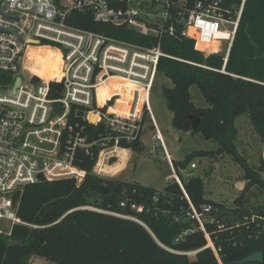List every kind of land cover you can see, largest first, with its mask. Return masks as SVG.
<instances>
[{"label":"built area","instance_id":"built-area-1","mask_svg":"<svg viewBox=\"0 0 264 264\" xmlns=\"http://www.w3.org/2000/svg\"><path fill=\"white\" fill-rule=\"evenodd\" d=\"M245 1L227 6L225 0H68L66 4L62 0L59 4L55 0H5L0 27L14 32H0V71L12 78L7 83L0 80V86L7 91L0 92V236L10 237L15 225L24 223L19 216L18 193L26 185L40 182V175L49 181L71 178L80 184L88 173L80 166L87 156L94 160L91 173L103 178L116 177L138 150L135 145L141 140L148 116L173 167L150 105L159 62L166 56L160 43L143 47L76 28L67 23L71 11L88 12L97 22L126 26L159 38L165 32L173 35L181 28L182 35L194 39L196 49L206 56L221 52L220 39H225L228 56ZM31 46L58 49L61 74L43 78L35 73L28 64ZM25 69L30 70L28 83L20 74ZM18 76L22 82L13 93ZM34 76L40 78L38 83L33 82ZM53 81L63 84L58 98L50 96ZM59 104L62 110L57 113L54 109ZM74 106L83 108L82 121L71 120ZM188 167L187 176H194L197 162H190ZM173 171L189 203L188 209L173 214L174 220L192 221L175 241L200 230L206 244L200 249L180 251L156 239L163 248L191 259L208 248L219 264H225L223 247L216 242L219 233H229L236 247L264 242L263 215L254 212L223 220L219 209L211 203L198 209L174 168ZM161 193L162 190L155 193L154 203ZM127 205L136 211L145 209L129 199L121 202V206ZM80 208L133 219L149 229L132 215L92 205ZM208 224L215 226L213 232Z\"/></svg>","mask_w":264,"mask_h":264},{"label":"trees","instance_id":"trees-1","mask_svg":"<svg viewBox=\"0 0 264 264\" xmlns=\"http://www.w3.org/2000/svg\"><path fill=\"white\" fill-rule=\"evenodd\" d=\"M55 2L59 4L60 0ZM225 2L227 6L240 5L242 0ZM67 23L143 47L160 43L166 56L161 57L158 71L173 83V86L163 88L167 107L173 113V126L218 142L217 149L195 150L183 161L173 160L193 204L201 209L203 204L211 203L219 209L218 214L223 220L242 218L254 212L264 216V158L257 168L249 163L238 148L236 124L237 118L246 114L255 133L264 140V0L245 1L228 56L226 52L206 56L196 49L194 39L182 35L181 28L173 35L165 32L159 38L126 26L97 22L91 13L77 10L69 13ZM35 73L42 77L40 71ZM0 80L7 83L12 78L0 71ZM39 81V77H33V82ZM194 84L209 106L195 104L191 93ZM62 90L63 84L53 81L51 98H58ZM83 113V108L74 106L71 120L82 121ZM190 115L200 119L196 128ZM140 145L141 140L135 149ZM224 154L230 155L241 166L247 180L234 200L236 206L233 208L207 198L201 176L185 178L179 170L197 157L215 158ZM93 164V159L84 157L80 166L88 173L80 184L71 178L45 180L28 184L19 191V216L24 223L15 225L10 237L0 236V264H31L35 256L52 264H219L211 249L200 250L196 258L191 259L170 252L158 243L157 240L180 251L200 249L206 244L200 230L175 241L192 224V221L174 220L175 212L189 207L184 191L175 179L167 183L154 203L153 196L158 191L154 187L99 177L91 173ZM253 187L260 188L263 198L258 205L249 207L248 193ZM91 194L99 195L100 203L93 204ZM128 199L144 205L145 209L136 211L129 205L121 206V202ZM87 205L135 216L151 231L133 219L80 208ZM208 229L213 232L215 226L208 224ZM216 242L223 247L225 264H236L247 254L264 251V242L254 241L245 247H236L226 232L219 233Z\"/></svg>","mask_w":264,"mask_h":264},{"label":"rangeland","instance_id":"rangeland-1","mask_svg":"<svg viewBox=\"0 0 264 264\" xmlns=\"http://www.w3.org/2000/svg\"><path fill=\"white\" fill-rule=\"evenodd\" d=\"M62 3L66 4L68 0H62ZM226 42L225 39H220V45L223 47L222 53L226 51ZM28 64L34 72L41 70L45 78L61 74V54L58 49L51 46H31L28 51ZM20 74L24 82L28 83L30 70L25 69ZM165 86H173L172 80L158 72L150 96V105L157 127L162 133L165 146L172 159L176 162L183 161L187 155L195 150L217 149V141L205 139L200 133L179 130L173 126V113L167 107L163 92ZM191 88L195 104L202 107L209 106L198 86L194 84ZM0 92L6 93L7 91L0 86ZM236 124L239 129L238 148L247 157L249 163L257 168L261 159L264 158V140L255 133L246 114L241 115ZM153 125L151 118L146 117L141 133L143 149L135 150L127 167L113 179L129 183L137 182L154 187L157 190H162L167 185L166 177L172 173V168L155 137L156 130ZM192 161L197 162V168L194 169L195 175L204 179L206 197L221 202L228 208L235 207L234 200L241 194L247 183L241 166L228 154L215 158L202 156ZM188 168V165L186 168H179L180 173L185 178L187 177ZM262 175L264 177V172ZM262 198L263 194L260 188L253 187L248 193L249 201L247 205L254 207L262 201ZM90 201L93 204H98L101 198L97 194H91ZM31 264L52 263L43 257L35 256L31 260Z\"/></svg>","mask_w":264,"mask_h":264},{"label":"water","instance_id":"water-1","mask_svg":"<svg viewBox=\"0 0 264 264\" xmlns=\"http://www.w3.org/2000/svg\"><path fill=\"white\" fill-rule=\"evenodd\" d=\"M5 0H0V14H4L3 9H2V4ZM14 32L13 29H5L3 27H0V32ZM22 82V77L18 76L16 79V82L13 86V93L16 92V90L18 89L19 85ZM55 112L60 113L62 110V106L59 104L55 107ZM193 127L196 128L199 124L200 119L195 116V115H190ZM139 149H142V145L139 146ZM40 181H45L44 176L40 175ZM263 263L264 262V251L263 250H258L255 252H252L250 254L245 255L243 258H241L240 260L236 261V264H247V263Z\"/></svg>","mask_w":264,"mask_h":264},{"label":"crops","instance_id":"crops-1","mask_svg":"<svg viewBox=\"0 0 264 264\" xmlns=\"http://www.w3.org/2000/svg\"><path fill=\"white\" fill-rule=\"evenodd\" d=\"M41 71V70H40ZM191 90H192V88H191ZM239 118V117H238ZM237 118V119H238ZM156 126H157V123H156ZM158 128V127H157ZM158 131L161 133V131L159 130V128H158ZM161 135H162V133H161ZM141 145H142V149H143V143H142V140H141ZM167 160V159H166ZM174 160V159H173ZM172 160V161H173ZM169 165H170V163H169ZM170 167H171V165H170ZM172 168V173L171 174H169L166 178H167V181L169 182V181H171V179H174V177H175V173H174V171H173V168H174V170H175V172H176V169H175V167H174V165H173V167H171ZM177 173V172H176ZM208 198V197H207ZM212 199V198H211Z\"/></svg>","mask_w":264,"mask_h":264},{"label":"bare ground","instance_id":"bare-ground-1","mask_svg":"<svg viewBox=\"0 0 264 264\" xmlns=\"http://www.w3.org/2000/svg\"><path fill=\"white\" fill-rule=\"evenodd\" d=\"M38 71H39V70H38ZM35 72H37V71H35ZM40 72H41V71H40ZM41 74H42V72H41ZM42 77L45 78L43 74H42ZM47 77H48V76H47ZM117 109L120 110L121 107H118Z\"/></svg>","mask_w":264,"mask_h":264}]
</instances>
